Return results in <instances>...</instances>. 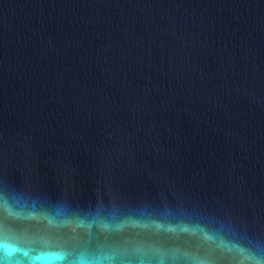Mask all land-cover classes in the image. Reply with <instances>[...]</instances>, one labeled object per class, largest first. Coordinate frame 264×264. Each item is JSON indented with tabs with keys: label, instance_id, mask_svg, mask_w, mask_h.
Listing matches in <instances>:
<instances>
[{
	"label": "water",
	"instance_id": "obj_1",
	"mask_svg": "<svg viewBox=\"0 0 264 264\" xmlns=\"http://www.w3.org/2000/svg\"><path fill=\"white\" fill-rule=\"evenodd\" d=\"M0 264H264V0H0Z\"/></svg>",
	"mask_w": 264,
	"mask_h": 264
}]
</instances>
